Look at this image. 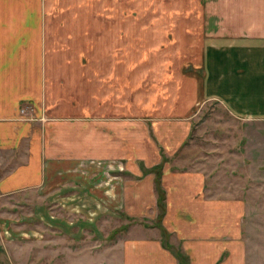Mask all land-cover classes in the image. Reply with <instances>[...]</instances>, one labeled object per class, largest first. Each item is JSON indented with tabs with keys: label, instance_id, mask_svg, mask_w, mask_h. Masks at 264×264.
Wrapping results in <instances>:
<instances>
[{
	"label": "rangeland",
	"instance_id": "1",
	"mask_svg": "<svg viewBox=\"0 0 264 264\" xmlns=\"http://www.w3.org/2000/svg\"><path fill=\"white\" fill-rule=\"evenodd\" d=\"M210 3L107 0L114 19L123 23V52L118 48V54L125 58L123 122L103 121L113 155L84 154L85 131L99 141V123L91 128L78 116L68 127L62 120L47 124L49 139L58 132L70 139L72 157L57 149L44 160L38 187L0 196V264L137 263L154 245L168 249L176 264H188L176 236L161 224L162 171L202 174L210 196L219 195L235 207L230 232L243 254L237 255L238 263L264 264V121L237 118L218 101L192 95L182 137H173L170 126L185 114V101H178L183 102L177 106L181 114L172 113L165 101L169 89L193 91L201 77L202 29L214 15L207 9ZM82 36L76 35L78 48L85 46ZM90 50L92 56L106 55L94 44ZM107 54L115 56L114 49ZM167 64L172 65V83L167 82ZM149 100L152 110L143 108ZM116 138L122 151H115Z\"/></svg>",
	"mask_w": 264,
	"mask_h": 264
},
{
	"label": "crops",
	"instance_id": "2",
	"mask_svg": "<svg viewBox=\"0 0 264 264\" xmlns=\"http://www.w3.org/2000/svg\"><path fill=\"white\" fill-rule=\"evenodd\" d=\"M210 1L207 9L214 15L202 29L197 87L179 94L171 88L165 100L176 114L183 104L178 101H185V114H171L179 120L170 125L175 138L188 126L192 95L218 101L237 118L264 121V0ZM122 28L107 0H0V196L38 187L44 160L57 149L72 157L70 139L63 132L52 139L45 135L50 122L62 120L68 127L83 116L88 127L99 123V141L85 131L84 154L113 155L103 121L112 117L123 122L125 58L118 54V48L123 52ZM78 33L85 41L80 48L75 43ZM93 44L106 55L92 56ZM108 49H114L115 56L108 55ZM78 63L82 70L72 71ZM167 67L168 75L172 65ZM168 79L172 83L173 78ZM147 104L143 108L152 110L150 100ZM116 141L115 151H122L120 138ZM161 174L166 193L161 224L176 236L188 264H239L242 251L230 232L235 207L219 195L210 196L205 177L197 171ZM144 252L143 260L125 259L121 264H176L171 252L158 245Z\"/></svg>",
	"mask_w": 264,
	"mask_h": 264
}]
</instances>
